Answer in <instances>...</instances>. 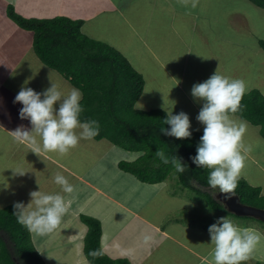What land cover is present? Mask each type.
I'll return each instance as SVG.
<instances>
[{
    "label": "rangeland",
    "instance_id": "374dc122",
    "mask_svg": "<svg viewBox=\"0 0 264 264\" xmlns=\"http://www.w3.org/2000/svg\"><path fill=\"white\" fill-rule=\"evenodd\" d=\"M76 1L80 8L62 2L56 8L45 10L42 18L49 17L47 13L54 11L59 16L86 19L87 29L93 35L99 33L115 40L123 33L124 40L118 41L127 44L116 47L142 74L144 78L142 97L146 104L150 109H172L174 115L184 111L189 115L191 131L201 133L204 129V125L196 119L203 103L202 100L197 102L193 98L192 86L204 82L216 70L233 78L244 79L250 90L258 89L264 95V51L259 46V40H264V9L250 5L248 0H199L197 8L191 15L185 14L186 10L177 3L173 7L166 3L160 14L159 10L157 14L151 11L153 6L144 7L141 12L143 3L140 5L136 0H122L126 3L123 7L135 21L134 27L140 30L141 37L127 33V30L120 27L122 22L115 13L110 15L97 8L101 2L106 7L114 4L116 0ZM11 2L22 16L40 15L38 14L40 12L33 9L34 11L30 12L33 16H28L26 10L28 6L20 3L21 7H18V0ZM245 4L247 8L244 7ZM232 7H238V13L228 18L226 10ZM231 21L238 24V27L233 26ZM194 25H197V35L193 32ZM7 47H11L9 53ZM4 48L0 49V124L11 130L20 125L30 129V121L19 117V110L23 105L19 102L14 103L15 96L26 81L28 87L42 92L51 86V80L56 78L60 83V76L58 72L57 74L42 64L35 53L26 52V55H19L17 46L6 45ZM55 107L58 110L59 102ZM234 118L241 119L237 115H234ZM259 129V126L247 122L244 143L251 145L252 150L248 154L241 177L250 185L259 187L261 194H264V138ZM101 142L94 139L81 140L76 148L62 156L66 158L63 161L70 158L71 167L75 170L88 168L86 179H90L88 181L93 186L108 191L117 202L134 204L135 208L157 218L162 227L175 234L176 240L184 237L187 246L198 254L193 255L192 251L167 239V243H163L154 252L157 256L160 253H167L165 264L173 254L182 259L180 264H213V245L208 229L220 217H227L241 227L256 229L264 235V224L258 220L235 217L227 213L214 214L203 198L180 187L174 171L159 183L140 182L133 175L118 168V163L122 160H135L139 156L138 152L123 150L106 140ZM16 144L17 142L0 130V207L12 205L16 199L26 205L31 199L30 192L39 189L46 193L60 191L53 180V175L57 172L40 164L34 166L36 161L46 162L41 155L37 154L39 158L20 169L25 171L24 175H13L17 161L16 158H12L11 150ZM35 146L43 149L39 137ZM46 153L61 157L58 153ZM10 155L11 158L7 159ZM3 163L7 165L4 166ZM73 185L77 190L75 200L72 201L60 228L45 237L30 233V242L44 264H90L82 249L85 225L79 221L78 215L87 212L90 207H96L98 203V208L107 203L105 198L97 195L89 185L83 182ZM208 190L211 191V188ZM211 192L213 196L217 193L215 189ZM1 194L5 195V198ZM65 198L72 200V196L68 194H65ZM108 208L107 210V207H103L102 213L99 214L106 233L114 230L115 225L124 219L118 205L111 203ZM111 210H114L116 215L107 218ZM201 257H205L207 261H202ZM258 262L264 264V239L257 246L252 258L244 264Z\"/></svg>",
    "mask_w": 264,
    "mask_h": 264
},
{
    "label": "trees",
    "instance_id": "16d2710c",
    "mask_svg": "<svg viewBox=\"0 0 264 264\" xmlns=\"http://www.w3.org/2000/svg\"><path fill=\"white\" fill-rule=\"evenodd\" d=\"M249 1L264 9V0ZM6 14L20 28L33 33V50L41 63L82 91L81 103L85 111L81 121L95 119L100 124L99 134L93 139H106L123 150L141 153L133 161H120V170L148 184L162 182L174 171L180 187L203 198L214 214L239 217L228 212L213 196V189L207 182L209 170L197 167L191 159L196 155L202 133L192 131L188 139L164 135L160 129L170 128L163 124L166 111L135 107L142 94L144 78L119 50L84 34L82 19L24 17L11 4L7 5ZM259 46L264 51L263 39L259 40ZM241 105V111L234 115L259 126L264 138V95L258 89H252L244 95ZM158 148H163L169 157L181 158L186 171L178 173L170 163H162L155 155ZM215 190L218 192L219 189ZM235 192L242 203L264 208L261 189L244 178L240 177ZM13 212V205L0 207V264H44L30 242L29 231L17 222ZM80 218L87 226L83 254L90 264H129L127 259H112L105 253L95 260L89 256L91 250L102 248L100 222L86 215Z\"/></svg>",
    "mask_w": 264,
    "mask_h": 264
},
{
    "label": "clouds",
    "instance_id": "9594fccd",
    "mask_svg": "<svg viewBox=\"0 0 264 264\" xmlns=\"http://www.w3.org/2000/svg\"><path fill=\"white\" fill-rule=\"evenodd\" d=\"M176 3L186 10L185 14L191 15L199 0H176ZM249 90L244 79L233 78L217 70L204 82L194 84L191 89L193 98L203 101L196 119L204 125L196 155L191 159L197 167L209 170L208 185L212 189L218 188L225 200L235 196L238 181L252 150L251 145L244 143L247 122L234 118V114L241 111V101ZM82 99V91L75 87L64 91L60 85L52 82L50 87L37 92L28 87L26 81L15 96L14 103L23 105L19 117L22 120L28 119L31 128L18 126L10 131L12 139L17 143L36 145L39 137L45 152L67 155L81 140H91L99 134L100 124L97 120L80 119L85 111ZM57 102L58 110L55 107ZM164 110L167 116L163 124L170 125V128L162 127L160 132L177 139L190 138L192 131L189 115L184 111L174 115L172 109ZM32 150L40 155L38 148ZM155 155L162 163H170L178 173L186 171V164L181 158L169 157L163 148H158ZM17 174L22 176L25 171L13 169V175ZM53 180L60 191H32L26 205L24 202H15L13 205L17 222L35 236L45 237L59 229L75 200L77 190L65 175L57 172ZM65 194L72 196V200H66ZM208 231L213 245V264H244L252 258L264 239L258 230L241 227L227 217H220L209 226ZM142 240L148 244L153 236L146 233ZM88 255L95 260L103 257L104 252L102 248L94 249Z\"/></svg>",
    "mask_w": 264,
    "mask_h": 264
},
{
    "label": "crops",
    "instance_id": "0c3cea01",
    "mask_svg": "<svg viewBox=\"0 0 264 264\" xmlns=\"http://www.w3.org/2000/svg\"><path fill=\"white\" fill-rule=\"evenodd\" d=\"M11 1L12 0H0V49H5L4 47L6 45H9L12 47L17 46L19 48V55H26V52L35 53L33 50V46H32L33 33L29 30H25V29L20 28L6 14V7L8 4H11L13 6V8L15 9V11L16 10L18 11V8ZM136 1L140 5L142 3L144 4V5H142V9H141L142 11L141 12H143L144 7L151 6V8H152V6H153L154 8L151 11H155V13H157V14H158V10H159V14H160V12L162 11L161 8L166 3L168 4V6H171V7H173V5L176 4V0H136ZM62 2L67 3V4L70 3V5H73V6H78L77 5L78 2L76 0H18V7H21V5H19L20 3L23 4V6H25V7L28 6L26 9L28 12V16H33V14L31 15L30 12L37 10L38 12H40V13H38L40 15H37L34 17H36V18L41 17L42 18L45 10L51 9V8H56V7L60 6ZM102 3L103 2H101L97 6V8L100 9V11H102L103 13H109L110 15L115 13V15H117L120 18V21L122 22L120 27L127 30V33L135 34L138 37L142 36L140 30H137L133 25V22H135V21L128 14L126 8L123 7L124 4H126L125 2H123L122 0H120V1L116 0L113 2L114 4H112L110 6H106V7L104 5H102ZM252 4L253 3L250 2V5H252ZM253 5L256 6L255 4H253ZM244 7L247 8L246 4L244 5ZM256 7H258V6H256ZM77 8H80V6H78ZM176 11H180V10H176ZM226 11H227L226 12L227 17L229 18L230 15H232V14L236 15V13H238V7H232L231 9L226 10ZM47 14H49V17L59 16V14L57 12H54V11L47 13ZM44 15H46V14H44ZM141 15H142V13H141ZM49 17H44V18H49ZM76 19H82L83 20V25L81 27V30L84 34L88 35L89 37H92L95 39L98 38V40H101V41L108 43L109 45L115 47L119 51H120V49L117 48L116 46L122 47L123 45L127 44V43H123V42L121 43L120 41H118L119 39H121L122 41L124 40L125 37H124L123 33H121L120 37H117V39H115V40H113V38H111V37L108 38L107 35L104 37L103 35H100L99 33L93 35L89 31V29H87L88 23H87L86 19H84V18H76ZM226 22L228 24V19H226ZM231 23L233 24V26L238 27V24H236V23L234 24L233 21H231ZM196 27H197V25L193 26V28H194L193 32H195L197 35V28ZM103 37H104V39H102ZM111 40H113V42H111ZM202 40L206 41L203 38H202ZM10 49H11V47H7L8 51L7 50H5V51H7L9 53ZM58 75L60 76V80H59L60 83L57 82L56 78L54 80H51V82H53V83L57 82L56 84L60 85V87L64 91H68L70 88L73 87L69 83V81H67L65 78H63L60 74H58ZM62 84H64V85H62ZM65 86H67V88H65ZM197 102H198V100H197ZM135 107L137 109L150 110L149 106L146 104L145 100L143 99L142 94H141L140 98L137 100V102L135 103ZM0 130L4 131V133L9 138H12L10 131H13V130H11L10 128L4 127L1 124H0ZM193 130H195V129H193ZM201 133L203 135L202 131H201ZM102 140H106V139H100V140H97V142L102 143L101 142ZM106 141H108V140H106ZM34 148H37V147L35 145L29 144V143H17L13 147V149L11 150L12 151L11 155H12V158H16V161H17V163L15 162L17 165L16 169H19V170L21 168L23 169L29 164L30 161L37 159V157H38L37 153H35L32 150ZM38 149H39L40 155L45 158L46 162L43 160H41L39 162L36 161L34 166L40 164V165L44 166V168H46V169L49 168L53 172H59L60 171V173L63 172V175L67 173L68 175H66V176L69 179L70 183L73 184V183L83 182L84 184L89 185L91 188H93L97 195H100L101 197L103 196L105 198L107 205H104V206L98 208V206H99V203H98V205L96 207H94V208L90 207L87 210V212L80 213L78 215V219L82 224H84L82 222L80 216L86 215V216L94 217L100 222V227H101L100 243H101V247H102L103 252L106 255H108L110 258H112V259H127L129 261V264H165L166 263V256L165 255L167 253H160L157 256L154 254V252L157 251L158 247L163 245V243H167V239H171L173 242L178 243L181 247L187 249L188 251H192V249L187 246V241H186V239H184V237H182V238L180 237L178 239V237L176 236V238L178 239V240H176L175 236H174L175 234L171 231H167L166 228L162 227L161 224L158 222L159 220L157 218H153V217L145 214L144 212L140 211L138 208H135L134 204H129V203L123 204L122 202H121L122 203L121 204V203L117 202L113 198V196L108 193V191H105L104 189H102L100 187L93 186V184H91L88 181L90 179H86V174H87L86 172H87L88 168H81V169L75 170L71 167V163L69 161L70 158L64 162L63 160L66 158H63L62 156L57 158V157H55L49 153H46L41 148H38ZM102 150H104V149H102ZM140 154L141 153H138V155H140ZM11 155L7 156V159H10ZM3 165L6 166L7 163H3ZM46 174H49V173H46ZM55 174L56 173H54V175ZM49 175H53V174L51 173ZM54 175H53V177H54ZM1 196H3L5 198V195L1 194ZM15 201L20 202L17 199ZM111 203L116 204L120 207L119 209H121L120 211L124 214V219L121 221L120 224L115 225L114 230H110L111 232L109 231L108 233H106L104 225L101 224L102 220H101V216L99 214L102 213L101 211L103 210L102 209L103 207L104 208L107 207V210H108L109 209L108 207H109V205H111ZM12 205H14V204H12ZM114 212H115L114 210H111V213H110V215H108L107 218H109V216H110V218L114 217L116 215ZM84 225L85 226H83L84 227L83 230H84L85 235H86L87 226H86V224H84ZM81 232H83V231H81ZM146 233L153 236V240L148 244H144L143 240H142L143 235ZM82 249H83V246H82ZM170 253H173V252H170ZM191 253L193 255H196V256L198 255L196 252H193V251ZM177 257L178 256L176 254L171 255L170 260L167 264H180L182 259L179 257L177 258ZM200 259L202 261H207L205 259V257H201Z\"/></svg>",
    "mask_w": 264,
    "mask_h": 264
},
{
    "label": "water",
    "instance_id": "95a60500",
    "mask_svg": "<svg viewBox=\"0 0 264 264\" xmlns=\"http://www.w3.org/2000/svg\"><path fill=\"white\" fill-rule=\"evenodd\" d=\"M215 198L226 208L230 213L239 217H252L264 223V208L255 207L242 203L237 194L229 200H225L223 194L218 192Z\"/></svg>",
    "mask_w": 264,
    "mask_h": 264
}]
</instances>
